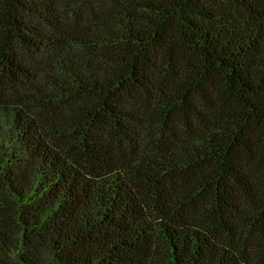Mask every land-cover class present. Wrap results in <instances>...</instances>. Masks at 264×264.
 Returning a JSON list of instances; mask_svg holds the SVG:
<instances>
[{
  "label": "trees",
  "instance_id": "trees-1",
  "mask_svg": "<svg viewBox=\"0 0 264 264\" xmlns=\"http://www.w3.org/2000/svg\"><path fill=\"white\" fill-rule=\"evenodd\" d=\"M0 264H264V0H0Z\"/></svg>",
  "mask_w": 264,
  "mask_h": 264
}]
</instances>
